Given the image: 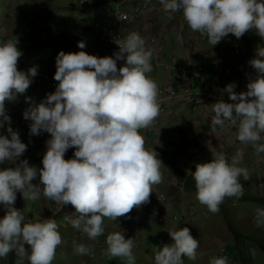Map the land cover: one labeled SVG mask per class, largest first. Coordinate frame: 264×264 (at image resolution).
Returning a JSON list of instances; mask_svg holds the SVG:
<instances>
[{"label": "clouds", "instance_id": "clouds-1", "mask_svg": "<svg viewBox=\"0 0 264 264\" xmlns=\"http://www.w3.org/2000/svg\"><path fill=\"white\" fill-rule=\"evenodd\" d=\"M159 2L166 12L182 11L190 29L199 32L203 40L206 36L210 46L229 33L239 39L246 32L255 31L264 38V0ZM18 42L13 35L0 39V126L10 124L5 101H12V106L37 74L35 66L27 73L18 70L20 49L26 48L17 47ZM116 43L119 51L114 56L97 57L83 50L60 51L56 57L54 79L59 84L55 92L46 99L37 93L35 104L24 113L22 105L19 113L13 109L14 123L19 116L32 122L23 135L32 138L46 131L51 138L46 141L43 167L37 168L27 159H20L27 145L17 131L8 126L10 139L0 135V164H14L0 169V204L6 210L0 218V258L14 252L21 260L27 256L30 264H52L62 243L61 225L55 219L26 220L24 213L14 207L17 192L25 201H38L42 194L61 206L71 204L75 212L64 220L95 240L104 235L105 218L116 221L147 204L154 186L163 182V163L154 148L145 146L142 135L161 110L158 84L149 75L153 71V50L146 47L145 38L136 31ZM78 44L81 49L85 47L83 41ZM118 60L125 61L119 69ZM249 64L256 72L255 78L247 84L246 92H235V83L226 85L224 90L232 102L221 99L214 103L211 132L215 133L217 126L223 129L227 121L237 128L236 139L241 144H251L259 155L264 153V46L257 47ZM69 148L75 149L74 157L65 159ZM212 154L210 162L196 164L193 178L198 201L216 213L225 198L243 196L241 177L249 180L250 172L240 166L244 155L241 150L230 161L224 152ZM37 177L39 183H33ZM255 224L264 227V208H256ZM169 234L174 243L156 250L155 264H184L182 256L197 259L199 241L188 227ZM106 245L105 255L109 258L135 264L133 238L126 239L120 231L112 232L107 235ZM74 249L78 255H91V249L83 243L74 242ZM227 252L233 254L234 263L235 254ZM208 264H229V259L212 257Z\"/></svg>", "mask_w": 264, "mask_h": 264}, {"label": "built area", "instance_id": "built-area-1", "mask_svg": "<svg viewBox=\"0 0 264 264\" xmlns=\"http://www.w3.org/2000/svg\"><path fill=\"white\" fill-rule=\"evenodd\" d=\"M71 1H77V5L80 7H89L97 0H70L69 2L72 4ZM111 1L114 7L100 8L98 18L93 19L86 26L87 28L94 27L98 32L95 36L98 45L95 48V56H114V53L119 51L116 41L123 39L128 33L136 31L145 38L146 47L153 50L152 72L157 73L158 70L163 72V80L158 85L161 110L153 125L142 130L146 142L145 146L147 147L149 139L150 143L155 144L157 148H162L164 140H167L166 144L171 145L183 143L181 140L184 127L179 126L181 118L179 112L181 111L185 112L187 119L191 121L192 130L197 118H202L207 128L199 138L185 141L183 146L185 159L199 160L209 152L216 153L218 150L224 152L226 149L240 144L236 139L237 128L232 127L227 121L223 129L217 126L216 132L212 133L211 117L214 115L212 108L215 102L221 99L228 103L232 102L228 93L224 90L226 85L235 83V92H246L247 84L256 76L255 70L249 64L252 58L246 57L243 50L245 47L244 35L237 39L234 34L229 33L218 44L210 46L206 43L208 42L206 36L204 40H201L199 32H193L186 21L181 22L180 11H164V7L159 0H143L142 2L138 0ZM180 22L181 24H179ZM139 25L142 26V31L137 28ZM173 27L175 36L164 38V35L169 33ZM175 43L178 46L179 54H183L184 57L182 67L177 66L176 59L178 57L175 58ZM259 45L264 46L263 40ZM20 50L22 55L18 60V70L27 73L31 67L35 66L37 68V74L30 79L31 82L42 86L40 96L46 99L48 94L55 92L59 84V81L54 79L55 63L53 60L46 61L43 57L33 56L27 48H21ZM124 63V60H118L117 68L119 69ZM208 68L211 69V74L206 72ZM203 75H211L212 83L208 82ZM196 79L202 82V85L197 84ZM12 107L19 113L21 107L20 95L16 96ZM31 123V120L25 119L23 116H19L16 122L23 134H26V130H30ZM152 137L154 138L151 139ZM50 138V134L46 131L32 136L30 143L27 145V150L20 158L27 159L30 165L42 168V158L47 150L46 141ZM74 152V148H69L65 153V159L73 158ZM33 183H39V177ZM159 188H161V184L154 186L150 198L155 197L156 200H159V203L165 204L168 201L167 197L160 196L161 190ZM27 203L31 206H26ZM14 207L24 213L26 220H34L37 217L40 219L51 218L60 223L59 232L62 236V243L57 247L56 252H59L62 256H70L74 261L71 262V260L64 264H107L108 262L96 258V251L105 248L107 235L116 231L123 232L126 239H134L133 254L140 251V240L129 226L123 227L124 225H122L127 216L118 217L109 226L104 223V235L91 240L86 234L74 229L64 220L66 215L75 212V208L71 204L61 206L43 197L42 194L38 201H25L22 193L17 192ZM178 212L181 215V212ZM5 214L6 210L0 204V218H3ZM166 218L167 215H156L155 217L158 223H162ZM178 220L179 217L173 216L169 219V223L173 227ZM163 241L165 244L168 243L167 239H163ZM74 242L87 245L91 249V255H78L74 249ZM210 254L216 257L227 256L229 264H233V254L227 252L219 242L215 243V246L210 250ZM110 263L124 264L116 261Z\"/></svg>", "mask_w": 264, "mask_h": 264}, {"label": "crops", "instance_id": "crops-1", "mask_svg": "<svg viewBox=\"0 0 264 264\" xmlns=\"http://www.w3.org/2000/svg\"><path fill=\"white\" fill-rule=\"evenodd\" d=\"M109 1L113 4L111 0H97L96 5L101 6L103 5V3H107ZM181 15L183 19L184 17L182 11H181ZM137 28L140 31L143 30L141 25H139ZM199 35L201 40H203L202 35L200 33ZM246 36H247V32L243 36L245 41V47L243 48V50L246 57L253 58L256 54L254 53V47L257 48L256 45L257 42L254 41L253 38L249 39ZM174 48L176 51L175 58L178 57L176 59L177 66L182 67V65L184 64L183 54H179L178 46H175ZM79 51H81V48L78 49V52ZM149 75L157 82L158 85H160V83L163 80L162 70L160 71L158 70L157 73L151 72ZM203 76L206 80H208V78H210L211 75H203ZM11 102L12 101L9 100L5 101V111L6 114L10 117V124L8 122H5L3 126H0V135L8 136L9 139H10V134L7 132V127L11 126L14 131H17L16 129H18L16 123H14L15 120L14 110L10 104ZM29 107H31L30 104H26L25 106H22L21 107L22 112L24 113ZM179 116L181 117L179 126L184 127L181 142L183 141L184 143L186 140L192 141L194 140V138L195 139L199 138L203 133V131H206L207 128L205 127V121L202 118H197V122L194 124L192 130L191 128L192 123L187 119V115L185 114V112L183 111L179 112ZM2 119L3 118L0 117V120ZM186 122L188 123L186 124ZM18 134L22 142H24L27 145L28 140H26L25 138L30 139L31 137L25 136L19 131ZM148 141L149 142L147 144V147L153 148L152 146L153 143H150V139ZM166 143L167 140H164L162 143V150L157 147H155V150L158 153V157L159 156L165 157V160L167 162L164 163V160L160 159L163 163L161 170L163 174L166 173L167 175L166 177L163 175L164 177L163 186L168 185L167 191L169 193V194L165 193V195H168L167 203L171 204L174 208L176 207L177 210L181 212L180 222L182 223V225H180L181 226L180 227L178 223H176L172 227L171 223H168L169 224L168 227L165 228L164 224L158 226L154 224L156 215H158V213H163L164 205L162 204H160L159 207L156 208V211L154 213L149 211V206H150L149 204H144L141 205L139 208H134L127 215V217L123 221L124 224L122 225H124L123 227L129 226L131 228V231L135 233L137 238L142 243L141 248L143 249H141L139 253L134 254V256L136 257V261L140 260L141 256L139 255L143 253L146 254L145 260L142 259V261L139 262L140 264H155L154 256L156 250L162 249L163 246L166 245L163 243V239H167L168 244L174 243L172 237L169 234V231L178 230L179 228L182 227H188L190 229L191 235L199 241V248L197 249V258L201 259L204 264H208L210 258L216 257L210 254V250L215 246L216 242L222 244L226 249V251H230L234 253V249H235L234 247L238 248L239 251H242L240 250L241 248L244 249L242 238L237 232V230L235 229L231 230L229 228V225H231V218L236 222L239 221V218H243V219H249L255 231L260 228H264V227H257L255 224L256 208L257 207L264 208V153H260L259 155H257L255 148L251 144L244 145L240 143L237 144L238 147L233 146L231 148L226 149L224 152L227 155L229 161L231 160V157L237 152V150H242L244 153L243 161L240 166L246 167L249 170L250 179L244 181L243 177H241V182L244 185V192L248 189L253 191L252 193L253 199L249 198L252 199V202H250V207H249L246 206V204H244L243 202L244 196L240 197L239 199L235 197L225 198L224 202L219 206V208L222 207L227 208L228 209L227 211L220 212L219 210L216 213H212L207 209L205 205L202 204V206L198 207V209L201 210V215H200L198 211H196L197 209L188 210L183 208L191 201L189 198L195 197L197 192L194 178L191 176L189 172L192 170L193 166L196 167L197 163L210 162L213 159V154H212L213 152H209L205 157H203L202 161H193V160L191 161L190 159L188 160L184 158L183 149L181 150L183 143L181 144L179 143L180 145H171ZM218 152L221 151L218 150ZM168 155H171L172 158H169ZM178 163H182L187 167L181 168ZM3 165L6 168L12 166L13 163L5 161L4 163L0 164V169L4 168ZM178 166L181 168L180 171H178ZM169 174L176 178H168L171 177L169 176ZM254 197L257 200H255ZM27 206H31V204L27 203ZM179 206H183V207H179ZM245 210L248 211V214L243 213ZM225 220H227L228 226L223 224ZM144 232L145 233L148 232L150 238L160 237L158 239L161 242L160 245L152 250L145 248L144 246L146 245V243L144 242V238H143ZM263 236H264V232H263ZM25 247L28 248L29 246L25 245ZM106 247L103 248L102 250L103 252H106ZM258 249L264 251V245L259 244ZM249 259H250V264H254L253 260H251V257H249ZM104 260L108 262L107 264H112L110 263L111 261L113 262L116 261L117 263H119L120 261H124L121 260L120 258H109V257H106ZM59 262L60 261H58V263L56 264H59ZM1 263H3V261L0 258V264ZM234 263L240 264V261L239 260L237 262L234 261Z\"/></svg>", "mask_w": 264, "mask_h": 264}, {"label": "rangeland", "instance_id": "rangeland-1", "mask_svg": "<svg viewBox=\"0 0 264 264\" xmlns=\"http://www.w3.org/2000/svg\"><path fill=\"white\" fill-rule=\"evenodd\" d=\"M69 1L0 0V39H8L12 37V35L16 36L19 40L17 47L26 46V48L29 49L28 51H31L34 56L43 57L46 61L53 60L55 65L56 57L60 51H64L65 53L78 52V49L80 48L78 42L80 41H83L85 44V47L81 50L85 51L87 54L96 55L95 48L98 45L96 44L95 36L98 32L97 30H95L94 27L87 28L86 26L89 25V23H91L93 19L98 18V10L100 8H113L114 4L109 1L107 3H103V5L101 6L93 4L89 7H80L77 5V1H71L73 5ZM142 1L143 0H140V2ZM181 22H185L184 18L181 20ZM181 22L179 24H181ZM174 36L175 32L173 27V29L169 33H166L164 35V38H173ZM246 37L249 39L253 38L254 41L258 42L256 43L257 47L260 46L259 44H261L262 40L264 42V38H261L258 34H256L255 31L247 32ZM175 46H177L176 43ZM256 50L257 48L254 47V53H256ZM206 72L208 74H211V69H206ZM176 75L180 76L178 74ZM208 82L212 83L211 76L210 78H208ZM196 83L202 85V82H200L198 79H196ZM41 89V85H37L36 83L31 82L30 86L25 91V93L21 94L20 96L21 105L25 106L26 104H30L31 106H33L35 104L34 97L37 93L41 92ZM187 123L188 122H186V124ZM16 130L17 132H20V130ZM153 138L154 137H152L151 139ZM25 139L28 140V145L30 143V139ZM184 145L185 142L182 144L181 150L183 149ZM152 146L155 149L156 145L153 144ZM168 157L172 158L171 155H168ZM159 159H163L164 163H167L165 157L159 156ZM202 159L203 157L198 161H202ZM193 161H197V159H194ZM178 164L181 168L187 167L182 163ZM179 166L178 171H180L181 169ZM163 175L165 177L167 176L166 173H164ZM169 176L171 177L168 178H176L170 174ZM163 185L164 177L163 182L161 183V188H159V190H161L160 196L164 195L163 197H168V195H165V193L169 194L167 191L168 185ZM252 193L253 191L248 189L243 194V202L244 204H246V206L250 207V202H252L253 199ZM189 199L191 201L186 206L179 207H183L188 210L197 209L196 211H198V213L201 215V210L198 209V207L202 206V204H200V202L198 201L197 196L191 197ZM155 200V197H151L150 202L147 203L150 205L149 211L152 213H154L156 211V208L159 207V205L161 204L159 203V200ZM255 200L257 199L255 198ZM162 205H164L163 213H158V215H167V218L164 220L165 222L163 221V223H158L155 219L154 224H156L157 226L164 224V227L167 228L169 225V219L173 216H177L179 217V220L176 223H178L179 226L182 225V223L180 222L181 215H179L177 208H174L171 204L168 203ZM219 210L220 212H223L227 211L228 209L222 207L219 208ZM243 213L248 214V211L245 210ZM104 223L109 226L112 221L105 218ZM223 224L228 226L227 220H225ZM229 228L231 230H237V232L242 238L244 246V249H240L242 251H239L238 248L234 247V261L237 262L239 260L240 264H250L249 257H251V260H253L254 264H264V251L258 249L259 244L264 245V228H260L255 231L249 219L243 218H239L238 222L234 221L231 218V225H229ZM143 238L144 242L146 243L144 247L150 250L157 248L161 243L158 240L160 237L150 238L148 232H144ZM141 245L142 243L140 241V250L143 249L141 248ZM166 245H168V243ZM102 250L103 249H98V251H96V258L101 261H105L104 259L108 256H106L105 252H103ZM27 251L30 254V248H28ZM145 255L146 254L141 253L139 255L141 256L140 260L136 261L135 264H140L139 262L142 261V259L145 260ZM72 259L73 258L70 256H62L59 252H56V256L55 259L52 261V264H56L58 263V261H60L59 264H64L65 262H70ZM182 259L184 260V264H204L203 261L199 258H197L196 260H189L187 257L182 256ZM1 260L3 261V263L1 264H29L27 256L23 260H21L18 256H16L14 252L9 253L7 258H1ZM71 262L74 261L72 260ZM120 262L126 264V262L124 261Z\"/></svg>", "mask_w": 264, "mask_h": 264}, {"label": "trees", "instance_id": "trees-1", "mask_svg": "<svg viewBox=\"0 0 264 264\" xmlns=\"http://www.w3.org/2000/svg\"><path fill=\"white\" fill-rule=\"evenodd\" d=\"M195 171V167L193 166L192 167V170L190 171V174L192 175V177H193V172Z\"/></svg>", "mask_w": 264, "mask_h": 264}]
</instances>
